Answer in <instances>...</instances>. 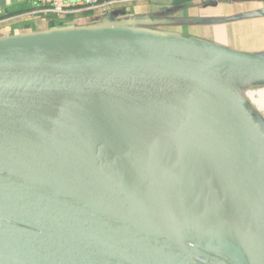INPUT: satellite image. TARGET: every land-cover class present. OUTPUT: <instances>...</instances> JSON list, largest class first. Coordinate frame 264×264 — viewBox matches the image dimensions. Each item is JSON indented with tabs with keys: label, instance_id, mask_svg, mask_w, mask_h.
Listing matches in <instances>:
<instances>
[{
	"label": "water",
	"instance_id": "water-1",
	"mask_svg": "<svg viewBox=\"0 0 264 264\" xmlns=\"http://www.w3.org/2000/svg\"><path fill=\"white\" fill-rule=\"evenodd\" d=\"M232 74L264 81V58L124 30L0 35V264H264L234 238L246 229L224 233L194 218L176 225L145 210L133 192L92 172L89 152L55 142L46 120L47 110L79 107L97 113L72 111L94 118L96 132L113 123L99 113L103 104L157 109L160 124L211 162L226 195L242 170L264 192V127L227 84ZM107 130L115 131L99 129L101 142ZM80 151L84 162L72 158ZM149 176L157 211L173 219Z\"/></svg>",
	"mask_w": 264,
	"mask_h": 264
},
{
	"label": "bare ground",
	"instance_id": "bare-ground-1",
	"mask_svg": "<svg viewBox=\"0 0 264 264\" xmlns=\"http://www.w3.org/2000/svg\"><path fill=\"white\" fill-rule=\"evenodd\" d=\"M227 81L229 87L243 101L248 102L250 110L264 127V81L245 80L233 74L228 76ZM253 85L259 89L254 88ZM101 107L99 113L105 111L104 114L102 112V116H108V118H103L113 123L103 127L104 121H101L103 124L99 126V129H115L112 132L107 130V144L103 142L104 144L100 146L102 140L97 138L99 129L96 127V132L92 129L96 120L89 115L97 113L79 107L46 111V120L49 121L48 118H53V121L50 122L53 129H50V132L53 134L55 142L72 152L75 148L85 149L89 152L87 157L91 158L92 163L89 161L88 164L94 169L93 173L97 174L95 172L97 170L99 175L110 178L130 190H132L131 188L136 189L127 184L128 182L125 183V179L131 174H137L144 182L149 180V174L154 175L161 185L159 190L163 189V191H165L164 183L168 179L167 173L172 174L176 182L175 188L183 191L189 197L196 196L195 198H198L197 195L203 197L205 203L200 205V211H197V214L201 215L202 221L215 230L218 218L228 216V221L232 224L233 230L240 228L248 230L247 233L246 231L243 233V238L233 237L254 255L264 256V192L258 176L255 179L250 173L249 176L246 175L245 177L243 175V173L246 174L245 170L233 172L230 180L231 189L229 195H226L222 181L219 175H216V169L211 166L210 161L204 159V154L188 147L185 142L187 140L170 133L164 125L155 120L154 114L159 119L163 116L158 113L159 110L124 103L103 104ZM72 111L76 114L89 113V115H85L87 121L83 118H75L76 114ZM58 118L65 119V121L57 120ZM89 122L92 126L88 125ZM86 127L89 128L88 131L83 130ZM112 145L118 149L128 150L129 153L125 151L118 153L119 157L115 155L116 161L107 163L106 156L114 153L113 150V152L108 150V146L112 147ZM98 150L100 154H98ZM82 153L84 152L75 153L76 156H71H74L72 158L79 157L78 159L84 162L86 157ZM245 164L243 162V166ZM125 165L128 170L121 168ZM248 165L251 167L250 163ZM187 167H191L192 172L187 170ZM202 173L205 174L209 193L204 191L203 183L198 181ZM167 184L169 183L167 182ZM133 193L137 197L143 196L139 190H135ZM141 204L145 210L150 205L146 202H141ZM205 204L212 210H221V216L216 213V216L212 217V214L206 213V215L205 212L204 215ZM153 214L169 219L168 216L161 213Z\"/></svg>",
	"mask_w": 264,
	"mask_h": 264
},
{
	"label": "crops",
	"instance_id": "crops-1",
	"mask_svg": "<svg viewBox=\"0 0 264 264\" xmlns=\"http://www.w3.org/2000/svg\"><path fill=\"white\" fill-rule=\"evenodd\" d=\"M66 15L40 12L37 0H0V35H42L59 28L178 36L264 58V0L99 1Z\"/></svg>",
	"mask_w": 264,
	"mask_h": 264
},
{
	"label": "rangeland",
	"instance_id": "rangeland-1",
	"mask_svg": "<svg viewBox=\"0 0 264 264\" xmlns=\"http://www.w3.org/2000/svg\"><path fill=\"white\" fill-rule=\"evenodd\" d=\"M253 87L256 89H259L258 87H256V85H253ZM154 118L158 122L159 118L156 114H154ZM165 129H167L170 133H174L176 135V133L174 131H172L171 129H168L167 127ZM102 143L100 146H102L104 144V143L103 144ZM99 150H98V154H100ZM108 150L110 152L114 151L115 154L110 153L106 156L107 163H110L111 161H116L115 155L117 157H119V155H117L118 153H122L123 151H125L126 153H129L128 150H122L120 148L118 149L117 147H115L113 145H112V147L108 146ZM100 158H101V156H100ZM140 158H142V157H140ZM121 168L128 170V167H126V165L122 166ZM187 170H191V167H187ZM190 172H192V170ZM126 182H128L127 184H130L131 186L135 187L136 188L135 190H139V192L143 193L142 197H138L140 200L138 198L137 199L140 202L150 203L147 211H149L150 213H159L157 211L158 210V204L156 203V200L154 199L153 196H151L149 194L151 191L158 193L155 190V188L148 187V185L150 184V180H147L146 182H144L139 176H137V174H135V175L131 174L130 176H128L125 179V183ZM167 182L170 185L167 184ZM170 182H173V183H170ZM174 184H175L174 178L172 177V175H168V179L166 180V183H164L165 191H163V189L160 190V193H162V195L166 199L167 203L164 204V203L160 202L159 206L161 208H164L165 210H167L172 215L174 220L170 217H169V219H171L177 225H180L179 222L181 223V222H183V220H185L187 218H194L195 220L200 222L205 228L211 229V227L206 222H204L200 219L201 215L197 214V211L198 210L200 211V209H199L200 205L205 203L203 200V197L201 195H197L198 198H195L196 196L195 197H189V196H187L186 193L184 194L183 191H180L179 189L175 188L176 186ZM203 188H204V191L206 193H209V186L207 184V181H205V180L203 183ZM125 189L130 190L129 188H125ZM131 189L133 190V192L135 191L133 188H131ZM132 190H130V191L132 192ZM146 194H149V195H146ZM158 195H159V193H158ZM159 197H160V195H159ZM163 202H165V201L163 200ZM207 207H208V205L205 204L203 214H204V212H205V214L209 213L210 215L212 214L211 215L212 217H214V216H216V213H217L218 216H221V214H222L221 210H219V209H215V210L213 209L212 210L211 208H209V207L207 208ZM207 211H209V212H207ZM161 216H163V215H161ZM227 218H228V216L226 218L225 217L218 218V222H217L218 224L215 226V229H217L218 231L224 232V233H230L231 232L235 235H238V233L242 230V228H240L238 230H233L232 224L228 221L229 218L228 219Z\"/></svg>",
	"mask_w": 264,
	"mask_h": 264
},
{
	"label": "built area",
	"instance_id": "built-area-1",
	"mask_svg": "<svg viewBox=\"0 0 264 264\" xmlns=\"http://www.w3.org/2000/svg\"><path fill=\"white\" fill-rule=\"evenodd\" d=\"M100 0H37L40 12L52 13L59 16L72 12L74 8L93 9L98 7ZM106 4L120 3L129 0H103ZM4 10L0 7V22L4 17Z\"/></svg>",
	"mask_w": 264,
	"mask_h": 264
}]
</instances>
